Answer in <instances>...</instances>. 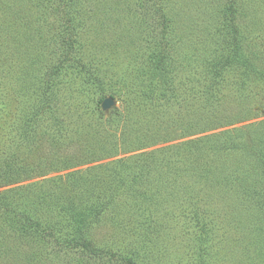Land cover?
Segmentation results:
<instances>
[{
    "label": "rangeland",
    "instance_id": "374dc122",
    "mask_svg": "<svg viewBox=\"0 0 264 264\" xmlns=\"http://www.w3.org/2000/svg\"><path fill=\"white\" fill-rule=\"evenodd\" d=\"M107 98L115 104L105 110ZM38 106L40 124L51 119L58 140L40 128L28 149L20 129ZM224 131L232 140L222 147L192 145L197 185L176 215L158 216L155 232L139 237L97 227L94 239L113 253L82 264H126L125 256L137 264H264V161L253 156L264 151V0H0V167L13 158V168L45 174L8 187L4 176L0 192L38 181L49 188L47 180L68 172ZM141 132L153 145L124 153ZM58 159L76 167L50 172ZM17 226L0 227L9 249L0 264L79 263ZM130 241L135 248L124 253Z\"/></svg>",
    "mask_w": 264,
    "mask_h": 264
},
{
    "label": "trees",
    "instance_id": "16d2710c",
    "mask_svg": "<svg viewBox=\"0 0 264 264\" xmlns=\"http://www.w3.org/2000/svg\"><path fill=\"white\" fill-rule=\"evenodd\" d=\"M244 55L246 62L254 63L252 57ZM162 69L164 79L161 80L165 82L168 80V73L165 67ZM45 92L47 90H43V93ZM40 111L39 106L31 107L24 115L20 131L23 136L22 141L28 149L32 148V144L37 143L33 136L38 134L40 128L43 132H48L49 136L54 133L51 119L44 117L43 123L40 124ZM2 113L9 115L7 111ZM58 128L61 130V127ZM138 136L139 145L134 149L130 146H122L124 153L153 145L143 142L144 138L146 140L149 138L147 135L142 133ZM231 138L232 131H224L207 136L204 140H190L178 146H168L142 154L113 159L86 169L53 177L47 180L51 185L53 184L49 188L45 186L44 181L10 188L0 192V227L5 229L19 224L15 229L20 232L21 236L24 237L26 234L36 240L47 241L53 244L59 252H71L76 257V262H79L78 264L83 263L86 255L96 259L106 253H113L109 247L110 243L104 242L103 246L97 243L93 237V230L110 224L114 229H119L121 234L136 237L155 232L157 217L176 215V203L179 204L180 199L192 195L191 190L194 191L193 186L197 185L194 183L195 174L192 172L193 159L190 158L192 145H202L206 141L214 140L218 141V146L222 147L228 140H232ZM57 140L58 135L51 143L55 146ZM220 141L223 144H220ZM12 142L9 143L13 144ZM119 150L112 151L111 155H107L108 158H116L121 153ZM253 156H256L258 161H264V151ZM3 162L7 164V168L0 167V180L5 176L7 182L1 186L8 187L45 175H41L40 171L30 165L22 170L13 168V158L10 162L3 159ZM61 162V159H58L55 163L60 164V167H53L50 172L60 173L76 167H62ZM179 175H188V178L193 181H190L189 186H185V183L176 181L180 178ZM151 184L157 187L155 191V188L152 189L150 186ZM43 186L45 188H42ZM124 206H126L125 209ZM179 207H181L179 215L188 217L187 207L182 203ZM20 209L23 210L21 215L19 214ZM197 215L198 213L195 214ZM133 248H135L134 241H130L126 243L123 251L132 253ZM127 250L129 252H126ZM8 252L9 249H3L0 246V258L1 254ZM123 260L126 264H137L133 258L128 256L123 257Z\"/></svg>",
    "mask_w": 264,
    "mask_h": 264
},
{
    "label": "water",
    "instance_id": "95a60500",
    "mask_svg": "<svg viewBox=\"0 0 264 264\" xmlns=\"http://www.w3.org/2000/svg\"><path fill=\"white\" fill-rule=\"evenodd\" d=\"M115 104L114 99L107 98L103 101L102 107L107 110L110 109Z\"/></svg>",
    "mask_w": 264,
    "mask_h": 264
}]
</instances>
